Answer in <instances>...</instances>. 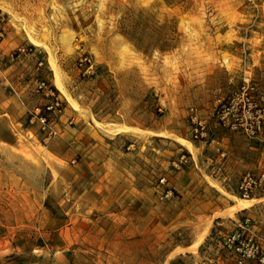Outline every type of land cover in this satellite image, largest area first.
<instances>
[{
	"label": "rangeland",
	"instance_id": "1",
	"mask_svg": "<svg viewBox=\"0 0 264 264\" xmlns=\"http://www.w3.org/2000/svg\"><path fill=\"white\" fill-rule=\"evenodd\" d=\"M263 162L264 0H0V264H264Z\"/></svg>",
	"mask_w": 264,
	"mask_h": 264
},
{
	"label": "built area",
	"instance_id": "2",
	"mask_svg": "<svg viewBox=\"0 0 264 264\" xmlns=\"http://www.w3.org/2000/svg\"><path fill=\"white\" fill-rule=\"evenodd\" d=\"M24 50L21 49L19 52H23ZM89 61L87 60L86 57L83 59L79 60L78 66L80 68L85 69L87 68L86 64ZM83 65V67H82ZM43 82H40V85H43ZM247 88H242L240 97L236 96L228 102L229 109L230 111H236L237 107L240 108V105L238 106L237 104L239 103V99L246 100V103H243L241 105V109L243 114H248L251 115L250 113V103L248 102V97H247ZM245 105L247 106L245 108ZM63 104L61 100L58 98V96L54 95L52 92H50V98L47 103H45L42 106H34L31 109H28L26 111V118L27 122L30 125L36 124L39 127V130L46 134L47 138L54 137L57 133L56 131V119L58 116H61L63 113ZM227 114L225 112H222L220 116V120L223 122L224 118L226 117ZM239 119H236L232 121L230 125L232 128H236L237 125H240L241 123L238 122ZM225 122V120H224ZM225 124V123H223ZM246 131L250 133H256L257 131L260 130L262 126V115L260 111L257 110L255 112V116H252V118L249 121H245L244 125H242ZM255 192H264V162L261 166V168L253 173L250 171L245 172L238 183L237 186V193L242 196V197H249L250 195L254 194ZM258 254V248L255 246L251 251L250 255L255 256ZM249 257V255H247ZM240 263V262H239Z\"/></svg>",
	"mask_w": 264,
	"mask_h": 264
},
{
	"label": "bare ground",
	"instance_id": "3",
	"mask_svg": "<svg viewBox=\"0 0 264 264\" xmlns=\"http://www.w3.org/2000/svg\"><path fill=\"white\" fill-rule=\"evenodd\" d=\"M55 78H56V82L58 84V87L63 91L62 89V86H61V83H60V80H59V77L57 75V73L55 72ZM234 200H235V203L234 205L231 207V210L233 211H237V210H241V209H244V208H247L249 207L253 200L252 199H248V200H245V199H238V198H235L234 197ZM258 200V199H257ZM261 200V199H260ZM259 200V201H260ZM255 202V201H254ZM257 202V201H256ZM248 209V208H247ZM226 211V210H225ZM234 213V212H233ZM200 242V241H199ZM199 244V243H198ZM197 244V245H198ZM187 250V249H186Z\"/></svg>",
	"mask_w": 264,
	"mask_h": 264
}]
</instances>
